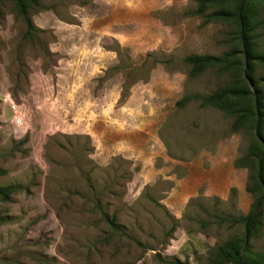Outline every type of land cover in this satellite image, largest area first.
Listing matches in <instances>:
<instances>
[{
    "label": "rangeland",
    "instance_id": "374dc122",
    "mask_svg": "<svg viewBox=\"0 0 264 264\" xmlns=\"http://www.w3.org/2000/svg\"><path fill=\"white\" fill-rule=\"evenodd\" d=\"M154 1L157 6L148 13L119 12L121 46L106 40L115 50V62L105 74L123 77L121 94L132 81L175 75L173 98L207 95L229 80L233 68L227 64L238 60L244 66L235 17L212 14L219 9L233 13L236 0L207 3L199 14H194L198 0ZM87 2L38 0L27 10L32 23L28 34L13 3H0V186L13 187L9 200L0 201V264H206L216 246L243 234L242 223L222 218L244 216L257 197L261 223L252 225L248 243L251 251L264 253V188L248 192L244 214L237 208L236 192L229 191L226 202L196 200L197 210L175 220L157 203L151 187L128 194L127 161L115 158L106 166L94 165L86 158L89 146L84 136L53 132L50 100L43 106L36 93L27 96L40 86L36 76L51 75L58 55L55 46L69 42L67 24L81 25L70 19L73 5ZM247 9L253 49L264 53V0L248 1ZM76 10L78 17L83 15L82 9ZM82 34L81 30V42ZM190 53L225 61L192 75L184 60ZM251 64L264 98V65L256 60ZM17 114L23 116L20 124L14 122ZM172 116L170 127L165 131L163 124L157 132L173 157L184 159L211 136L226 133L237 136V157L250 143L245 126L231 130V117L197 99L176 107ZM247 163L246 187H253L256 163ZM180 227L200 233L209 243L196 248L178 243Z\"/></svg>",
    "mask_w": 264,
    "mask_h": 264
},
{
    "label": "crops",
    "instance_id": "0c3cea01",
    "mask_svg": "<svg viewBox=\"0 0 264 264\" xmlns=\"http://www.w3.org/2000/svg\"><path fill=\"white\" fill-rule=\"evenodd\" d=\"M164 3L171 4V0ZM156 6L154 0H89L82 6L73 5L70 19L80 20L81 25L67 24L69 42L55 46L58 55L51 75L36 76L40 86L29 90L27 96L36 93L43 106L47 104L45 99L50 100L53 132L84 136L89 146L86 158L94 165L103 167L115 158L127 161L128 194L151 187L157 203L173 219H187L198 209L193 204L196 200L226 202L231 189L237 194V208L244 214L250 197L246 191L247 169L234 166L237 136H211L186 158L173 157L157 131L163 124L165 131L170 127L173 112L180 107L175 102L183 95L172 97L176 76L158 80L150 77L144 83L132 81L121 94L123 77L117 72L105 74L109 64L115 62V50L106 40H116L121 46L119 12L148 13ZM76 9H82L83 15L78 17ZM162 184L165 187L161 188ZM176 237L178 243L193 248L209 243L200 233H189L182 227Z\"/></svg>",
    "mask_w": 264,
    "mask_h": 264
},
{
    "label": "trees",
    "instance_id": "16d2710c",
    "mask_svg": "<svg viewBox=\"0 0 264 264\" xmlns=\"http://www.w3.org/2000/svg\"><path fill=\"white\" fill-rule=\"evenodd\" d=\"M14 8L23 17L26 26V34L32 31V23L27 16V10L36 6L38 0H10ZM224 0H198L199 6L194 14L202 12L207 3L223 2ZM248 1L236 0L233 13L219 9L214 11V16L226 17L233 15L237 24V37L243 47L244 66L241 68L238 60L231 61L228 67H232L233 73L229 80L223 85L215 88L211 93L202 95L198 93L184 94L175 102L176 106H182L189 100L197 99L201 105H209L220 111L226 117H231V130L245 126L251 134L250 143L243 156L234 160L235 167H245L255 160V177L253 187H246L247 192H253L264 188V98L257 86V78L252 73L253 60L264 65V53L255 51L253 36L249 35L252 27L249 23L247 9ZM2 0H0V3ZM185 62L190 65L189 74L196 75L208 66L225 61L224 57L190 53L184 57ZM264 80V79H263ZM250 158V160L248 159ZM249 160V161H248ZM1 174V171H0ZM13 191L11 186H0V201H8ZM233 192V189H231ZM261 199L255 198L251 203L249 211L241 217H228L231 223L240 222L244 227L241 237H231L222 244L216 246L207 256L206 264H264V253L251 251L248 238L253 224L261 223ZM3 219L0 217V222ZM178 263V262H177ZM179 264V263H178Z\"/></svg>",
    "mask_w": 264,
    "mask_h": 264
},
{
    "label": "built area",
    "instance_id": "2783aa9c",
    "mask_svg": "<svg viewBox=\"0 0 264 264\" xmlns=\"http://www.w3.org/2000/svg\"><path fill=\"white\" fill-rule=\"evenodd\" d=\"M22 117H23L22 115L17 114V115L15 116V120H14V122H15L16 124H20Z\"/></svg>",
    "mask_w": 264,
    "mask_h": 264
}]
</instances>
